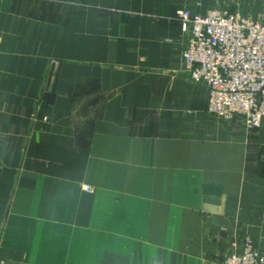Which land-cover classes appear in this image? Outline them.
<instances>
[{
  "label": "crops",
  "instance_id": "crops-1",
  "mask_svg": "<svg viewBox=\"0 0 264 264\" xmlns=\"http://www.w3.org/2000/svg\"><path fill=\"white\" fill-rule=\"evenodd\" d=\"M242 7L0 0V264H216L245 237L264 253V121L208 113L176 20L264 17Z\"/></svg>",
  "mask_w": 264,
  "mask_h": 264
},
{
  "label": "built area",
  "instance_id": "built-area-1",
  "mask_svg": "<svg viewBox=\"0 0 264 264\" xmlns=\"http://www.w3.org/2000/svg\"><path fill=\"white\" fill-rule=\"evenodd\" d=\"M176 20L185 36L184 72L191 82L208 88V113L217 120L241 122L248 132L259 129L264 121V17L184 9ZM86 190L93 192L89 186ZM221 264H264V253L245 237Z\"/></svg>",
  "mask_w": 264,
  "mask_h": 264
},
{
  "label": "rangeland",
  "instance_id": "rangeland-1",
  "mask_svg": "<svg viewBox=\"0 0 264 264\" xmlns=\"http://www.w3.org/2000/svg\"><path fill=\"white\" fill-rule=\"evenodd\" d=\"M231 1L232 4H235V6H237V8H241L242 4L244 3L245 0H229ZM243 8V7H242ZM249 16H252V14H250ZM253 17V16H252ZM251 238V237H250ZM253 240V238H251ZM254 241V240H253ZM255 242V241H254ZM239 245V244H238ZM237 247V246H236ZM235 250V248L232 249L231 252H228L224 255H219V256H215L216 258L214 259V261L216 260L217 263L216 264H221L223 258L228 255L229 253H232ZM208 260V259H206Z\"/></svg>",
  "mask_w": 264,
  "mask_h": 264
}]
</instances>
